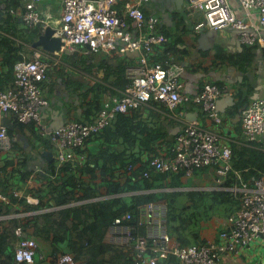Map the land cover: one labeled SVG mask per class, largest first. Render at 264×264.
<instances>
[{"label": "built area", "instance_id": "obj_1", "mask_svg": "<svg viewBox=\"0 0 264 264\" xmlns=\"http://www.w3.org/2000/svg\"><path fill=\"white\" fill-rule=\"evenodd\" d=\"M36 1H27L21 12L28 27L38 23H43L41 27H44L47 23ZM121 1L63 0L60 27L56 30L63 41L61 50L34 47L31 58L14 63V86L0 89V155L11 147L7 127L1 122L10 113L19 123H32L39 134L52 143L58 167L66 162L74 166L82 164L87 156L88 138L98 134L118 113L142 109L143 117H147L150 109L162 117L180 120L182 124L172 146L174 156L151 157L149 168L141 171L142 176L149 177L150 170L173 173L183 170L191 175L194 168L211 166L214 174L209 188H227L238 194L239 206L228 214L223 228L205 243L181 244L168 233L166 201H148L136 206L135 215L127 210L111 220L107 228L108 242L132 252L133 264H224L225 259L240 254L253 240H264V172L245 180L239 170L232 169L230 162L233 142L264 151V95L251 99L241 109L242 139L223 132L219 129L222 117L217 101L220 96L231 94L230 90L206 82L194 94L184 91L183 64L170 55L162 60L155 58L156 46L166 38L151 31L156 18L146 17L139 8L148 0L128 1L124 5ZM188 2L190 7L203 11L204 19L195 24V29L202 26L215 30L232 28L242 43L264 46V0ZM75 50L85 54H135V63L126 67L128 82L119 94L106 100L90 120L72 119L50 129L42 115L49 101L42 93L41 82L47 76L50 60L60 62L56 57L60 52ZM183 102L198 104L212 124L207 126L197 119L180 117L176 110ZM132 168L129 164L128 169ZM230 170L237 182L223 187ZM13 194L19 196L18 191ZM0 201L10 202L9 195L1 188ZM14 233L19 236L14 247L17 262L77 264L69 252L52 255L38 251L36 238L26 234L22 226H16Z\"/></svg>", "mask_w": 264, "mask_h": 264}, {"label": "crops", "instance_id": "obj_2", "mask_svg": "<svg viewBox=\"0 0 264 264\" xmlns=\"http://www.w3.org/2000/svg\"><path fill=\"white\" fill-rule=\"evenodd\" d=\"M27 1L29 0H21L20 4H17L18 1H16L14 2L15 6H11L12 0H0V89L14 86L13 65L16 61L23 58H31L34 49L32 42L36 38L41 24H43L38 23L32 27H28L25 24L21 12ZM128 1L134 3L136 0H122L121 5ZM38 2L36 1V7L41 16L46 19V25L59 24L62 3L57 1L52 4L53 6L47 4L45 6V4L41 5ZM139 8L146 17L153 16L156 18L151 31L166 38L164 42L156 46L155 58L162 60L167 55H170L173 59L183 64L185 69L181 78L184 83V91L194 94L206 82L217 83L230 90L231 94L222 95L217 101L218 112L222 117L219 129L237 139H242L241 109L251 99L264 95V46L242 43L237 32L232 28L215 30L202 26L199 29H195V24L202 22L204 19L203 11L190 7L188 0H148L141 3ZM52 12H55V15ZM64 53L69 56L68 59L70 61H75L77 55L82 52L76 50V54L73 57L71 56L72 52ZM86 55L91 56L89 62L98 70L97 72L95 69V73L99 75L98 77L105 78L106 76L103 77L102 73L104 65H102L101 69L97 68L98 60L103 55L101 53ZM105 55L110 60L107 59L108 61H106V70L104 69L105 71H103L107 78L103 81H105L104 85L110 98L118 95L128 82L126 67L135 63V54L130 56L120 54ZM56 57L60 59L59 55ZM61 65H63L61 62L54 63V60H50L47 76L41 82L43 95L49 102L51 99L54 100V103L50 104L52 109L42 111L48 128H56L61 123L72 119L86 120L83 117L86 105L81 94L93 83L76 81V79L71 78L67 74L68 69L65 66L70 65H63L64 67ZM89 74L91 75L90 78L94 79V75ZM89 95H92V92ZM109 98L102 100V104ZM139 111L145 112L142 109ZM148 112L145 120L149 125L156 126L158 133L162 134L160 143L155 146L154 151L139 152L140 160H146L147 157L151 158L157 155L174 156V151L172 150L173 141L182 122L173 118L162 117L150 109H148ZM176 112L184 119H197L207 126L212 124L210 120L206 119L201 107L194 102L180 103ZM7 116L11 118L12 127H7L11 147L0 155L1 165L5 163V160L9 162L7 172L1 171V180H4L6 175H9L7 183L10 185L6 188V193L11 194L14 198H19V200L10 199L8 204L0 201V204L2 203L0 205V225L11 229L14 228L12 227L14 223L17 221L22 222L21 220H24L27 216L42 214L63 207L56 205L50 197L51 186H57L60 190L71 188L77 196L84 193L85 187L90 181L88 176L80 177L79 172L76 167H73L74 165L71 162H66L59 166L58 171H48L45 166L47 160L43 158L41 152L50 151L53 156L54 146L46 140L43 141L38 137L33 138L32 132H37V129L32 123L15 122L14 115L11 113L7 114ZM224 127H227V130ZM101 145H105L101 137L93 135L85 144L86 152L99 156ZM114 147L121 148V145L117 144ZM24 159H26L25 165L26 168L30 169V173L22 181L18 172H25L26 170L24 169L25 166L23 167L21 164ZM99 161L101 163V160ZM138 163L136 162L135 164ZM64 167H68V170H65ZM11 169L12 172L14 171L12 176L9 174ZM70 175H72L76 188L71 187L70 182H68ZM100 177L101 175H98L96 180H99ZM54 179L56 180L54 181ZM66 179L68 180L66 181ZM81 179L84 180L81 181ZM0 188H3L1 184ZM13 191H18L19 196H15ZM128 194L130 193L124 192L119 195ZM111 197H113L111 194L100 195L97 190L93 196H80V199L73 200L68 205H80ZM84 218L87 219V217ZM36 223L39 228L45 227L44 218L42 217ZM108 226L104 229L102 240L104 243L109 244L107 238ZM23 229L26 234L36 238L38 251L52 254L50 251H53L54 245L49 239H44L34 233L35 227L33 225L23 226ZM13 234L11 246L14 248L17 245L19 236L14 233V230ZM72 235L75 236L74 232ZM257 247L255 244H250L232 259H225L224 264H254L253 257L258 252ZM260 258V264H264V256ZM1 259H3V255L0 256ZM35 264L44 263L36 260ZM77 264L80 263L77 261Z\"/></svg>", "mask_w": 264, "mask_h": 264}, {"label": "trees", "instance_id": "obj_3", "mask_svg": "<svg viewBox=\"0 0 264 264\" xmlns=\"http://www.w3.org/2000/svg\"><path fill=\"white\" fill-rule=\"evenodd\" d=\"M98 53L103 56L98 60L97 68L101 69L104 65L105 69L106 61L110 59L102 52ZM103 70V77L107 78L104 73L106 69ZM96 71L98 72L97 69ZM87 89L81 94L86 105L83 117L90 120L103 104L99 97V88L96 91L90 85ZM90 92L92 95H89ZM139 112V110H131L118 113L96 134L105 144L99 148V156L87 152L85 161L73 166L76 167L80 177H89L90 183L85 187L82 195L76 196L71 188L60 190L57 186H51L50 197L56 205L63 207L27 216L21 220L22 222L14 223L12 227L33 225L34 233L44 239H49L54 245L53 251H50L52 255L68 251L80 264H133L132 252L122 250L110 243H104L103 232L116 215L127 210L135 215L137 205L152 200L164 199L166 201L168 233L181 244L192 241L205 243L212 238L204 235L207 228L203 226L211 221L215 210V217L220 223L219 230H221L228 214L240 204L238 194H233L227 188H206L214 174L211 166L194 168V174L190 177L183 170L177 173L150 170L149 177L142 176V169L149 168L150 158L140 160L139 152L154 151L155 146L160 143L162 133H158L156 126L149 125L142 112ZM117 144H120L121 148L114 147ZM231 149L232 169L239 170L243 179L259 176L264 172V151L238 142H233ZM136 162L139 163L135 164ZM25 163L26 159L21 161L22 166H25V172H18L22 181L30 173ZM129 164L133 165L131 170L128 169ZM8 166L9 162L5 160L0 170L7 172ZM45 166L50 172L59 169L54 159L47 161ZM64 168L68 170V167ZM195 171H197L196 174ZM9 172L12 176L14 171L12 172L11 169ZM197 173L201 175L198 176ZM98 175L101 177L96 180ZM68 179L71 187L76 188L72 175ZM8 180L9 175H6V178L0 181L4 191L10 185L7 183ZM234 182H237V178L233 170H230L222 186L229 187ZM97 190L100 195L111 194L113 197L80 205H68L71 201L80 199V196H93ZM124 192L130 194L119 195ZM8 195L14 201L19 200L11 194ZM191 208L198 209L202 213V223L199 224V220L190 215L189 209ZM40 217L44 218L45 227L37 226L36 222ZM14 228L9 229V227L0 225V256L3 255L0 264H27L17 262L14 258V248L11 246ZM73 232L75 236L72 235Z\"/></svg>", "mask_w": 264, "mask_h": 264}, {"label": "rangeland", "instance_id": "obj_4", "mask_svg": "<svg viewBox=\"0 0 264 264\" xmlns=\"http://www.w3.org/2000/svg\"><path fill=\"white\" fill-rule=\"evenodd\" d=\"M12 1L13 2L10 3L11 6H15L14 2H16V1H18L17 4L21 3V0H12ZM57 1H60V3L63 2V0H37L38 3H40L41 5L45 4V6H47V5L53 6L52 4L57 2ZM52 14L55 15V12H52ZM51 26L54 27L55 29H58L60 27V25L57 23H52ZM59 56H60V62L64 66L70 65V67L68 68L67 74H69V76L71 78L76 79V81L77 80L82 81V82L83 81L84 82L89 81V82L93 83L92 87L94 90L97 91V89L99 88L98 89L99 90V97L101 100L109 98L110 95L108 93L106 86L104 85L105 81H103L106 78L98 77L99 75L95 73V68H94L93 64L89 62L91 56L81 53V54L77 55V59L75 61H70V59H68L69 56L67 54H65L64 52H60ZM79 59H81V61H79ZM117 59L120 60L119 58H117ZM103 62H104L103 64H105V61H103ZM63 65H61V66L64 67ZM122 69H123V67H122ZM89 73L94 75L93 76L94 79L90 78L91 75ZM224 128H225V130H227V127H224ZM32 133H33L32 136H34L33 137L34 139L38 137V138L42 139L43 141L46 140L47 142H49V140L47 138L41 136L38 131L37 132L33 131ZM49 143L52 144L51 142H49ZM196 172L197 171H195V174H196ZM192 174H194V171L192 172ZM191 175H187V176L190 177ZM197 175L200 176L201 173H197ZM210 186H211V182L209 184H207L206 188L209 189ZM203 188H205V187H203ZM189 213L192 217L197 218L199 220V224L202 223V221H203L202 213L198 209L193 210V208H191V209H189ZM192 213H194V214H192ZM215 213H216V210L214 211V217L211 219V221L206 223V225L204 224V226H203V227L206 226V228H207V231L204 232V235L206 234L205 236L214 237L215 233L218 232L219 228L221 227L220 223L217 222V219L215 217ZM251 244H255L256 246H258L257 247L258 252L253 257V259H254L253 263L254 264H260V261H261L260 257L264 256V240L262 238H258V239L253 240Z\"/></svg>", "mask_w": 264, "mask_h": 264}, {"label": "water", "instance_id": "obj_5", "mask_svg": "<svg viewBox=\"0 0 264 264\" xmlns=\"http://www.w3.org/2000/svg\"><path fill=\"white\" fill-rule=\"evenodd\" d=\"M62 44H63V41L61 40V36L56 34V29L50 25H45L44 27H40L36 38L32 42L33 47H40V48L47 50V51H53V50L60 51ZM74 54H76V50L71 53V56L73 57ZM53 103H54V100L51 99L50 102H48V105L45 106L42 109V111H44L46 109L47 110L52 109L50 104H53ZM1 122L6 127H9V128L12 127L11 126V118L7 115H5L2 118ZM62 124L63 123H61L60 125H62ZM60 125H58V126H60ZM41 155L47 161H51L53 158L52 152H50V151H43V152H41Z\"/></svg>", "mask_w": 264, "mask_h": 264}]
</instances>
